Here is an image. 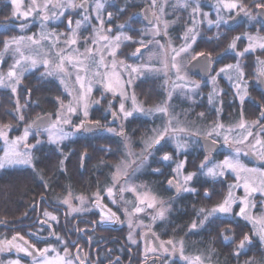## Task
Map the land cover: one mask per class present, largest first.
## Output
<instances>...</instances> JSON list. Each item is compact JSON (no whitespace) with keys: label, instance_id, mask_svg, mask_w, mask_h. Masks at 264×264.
<instances>
[{"label":"flooded vegetation","instance_id":"af4514ba","mask_svg":"<svg viewBox=\"0 0 264 264\" xmlns=\"http://www.w3.org/2000/svg\"><path fill=\"white\" fill-rule=\"evenodd\" d=\"M79 1L83 8L86 9L89 6V0ZM165 1L128 0V8L121 15L115 12L117 9H113L112 5H108V11L106 10L108 13L111 11L117 14L119 20L128 24L125 29L131 39L126 41L124 51L122 48L119 53L123 56L124 62L140 64L142 67L161 65L158 80L153 79L156 78L153 74L144 72L141 75H147L139 78L140 83L134 85V92L151 88L156 82L158 83L157 92L162 95L161 83L164 79L168 80L170 90L172 82L183 77L177 73L176 68H174L175 72L171 69L173 63L180 65L181 75L183 73L189 81L200 83L204 90L199 97V101L203 104L199 107L194 104L197 96L191 99L194 103L187 98L180 100L182 102L179 103V109L186 110L187 120H192L197 118V110L205 111L213 107L207 96L211 92L209 81L218 74L220 75L218 79L226 81L220 69L227 64L240 61L244 67L246 64L252 65V75H248L246 71L251 80L250 92H264V87L258 84L262 76L260 73L264 68L258 60L264 61V49L255 45L254 50H250L243 56L238 55L251 44V41L245 40L243 36L245 31L264 38V14L255 7L253 0L247 4L252 6L250 10L253 17L252 23L245 10L237 8L229 11L228 8L223 7V4L233 0H171L167 5ZM236 1L240 2L244 9L248 0ZM256 2H264V0H256ZM202 14H207L214 20V24L207 25V19L200 17ZM69 15L72 19L79 16L75 10ZM109 27L111 34L119 32L116 22ZM64 29L68 35L71 33L70 27L66 26ZM189 29H192L191 33H188ZM186 34L189 35L187 40H185ZM192 35H195V41L190 38ZM235 36L240 39L235 41L236 48L231 49L229 45ZM186 44H190L191 48L187 53L181 52V48ZM199 52L210 53V60L204 58L194 60L193 57ZM208 64H210V73L206 76L205 67ZM162 65L167 67L163 68ZM38 73H32L34 80L41 78L37 76ZM28 75L30 74L25 75L23 79ZM97 90L96 92H100ZM228 93L223 89L221 95ZM255 105L259 108V104ZM105 108V106L99 107L98 112L87 121L90 124L99 122L101 127L90 132H77L76 138L60 146L61 152L57 149V152L48 153L46 146H53L52 144L41 140L37 144V141L33 140L32 144H35V147L30 149V154L33 157L34 167L12 165L0 169V193L4 190L11 192L9 202L0 203V239L2 238V241L7 239L11 243L15 241L33 252V255L29 256L14 246L10 253L0 252V260H6L7 256L11 258V254L14 253L19 264H40L41 253L36 250L48 248V259L59 256L70 261V264H189L190 258L196 256L211 264H245L250 260L252 264H255L259 261L261 241L254 232V225L238 215L239 204H235L230 216L216 214L203 227L190 228L192 221L197 219V210L211 209L219 203L213 199L212 192L219 193L220 190L223 194L221 197L225 199L228 191L226 183L222 186L219 179L213 180L198 175L191 182L193 188L197 190L196 193H177L175 186L168 184L169 180H178L177 172L174 171L178 158L188 157L187 168L197 169L205 156L210 159L223 157L227 149L232 146L225 144L220 138L194 133L195 145L190 144V147L182 149L177 154V148L172 143L168 144L165 139L162 141V146H156L162 150L157 156H141L140 160L146 165L139 171L128 172L127 170V175H118L117 166L128 161L125 156H114L117 153L116 150L121 152L120 146L117 148L116 141L122 137L109 135L104 131L106 124L114 127L119 120L111 124L112 114L109 111L106 112ZM16 110L13 108V111ZM223 110L224 113L233 111L232 101L228 98L223 100ZM46 113L53 116V113L49 111H45L40 116ZM180 116L185 118L183 114ZM221 117L223 118V112ZM134 119L138 120L142 126L140 128L145 126L143 122L147 124V120L141 117ZM131 122L132 120L127 122L124 132L129 131ZM16 124L15 122L8 124L11 125V130L3 126L9 137L15 136ZM182 126L189 127V125ZM136 130L135 134L139 132V127ZM100 137L105 139L103 141L106 142L105 146L97 144ZM203 137L216 141L219 144L218 149L214 152H206L202 144ZM3 143V138L0 137V156L5 154ZM89 143H92L94 150L95 148L98 150L92 156L84 148V146L89 148ZM77 149L81 152V156H77ZM163 151L179 156H172L171 160L164 161L162 160L165 154ZM252 155L254 153L251 151L247 153L253 163L264 165V161L259 163L251 157ZM157 169L159 171H156ZM129 182L143 187L155 196L157 201L163 202L162 205L167 209L163 218L151 219L147 212L142 215V219L137 216L132 203L135 199L133 194L120 191L121 188L128 187ZM215 184H220L217 185L219 188L214 187ZM108 188L113 190L111 197L107 194ZM205 190L211 193V199L205 198ZM97 193H99L98 201ZM42 196L46 198L43 202ZM64 199L69 200L70 207L62 204ZM71 208L83 210L71 212ZM45 211L55 215L57 220L53 221L45 216ZM110 213L115 214L113 220H102V217H107ZM134 218L135 222H144L142 228L135 232L133 231ZM226 229L230 231H225ZM245 234L252 237L251 243L244 249L238 250L237 245ZM225 236L234 237V239L225 240ZM13 237L17 239L14 240ZM168 241H172V244H168ZM32 245L35 249L31 247ZM65 247L68 249L67 252L64 250ZM181 247L183 256L188 257L189 260L181 256ZM52 248H55V252L51 251ZM238 251L239 255L236 254Z\"/></svg>","mask_w":264,"mask_h":264},{"label":"rangeland","instance_id":"374dc122","mask_svg":"<svg viewBox=\"0 0 264 264\" xmlns=\"http://www.w3.org/2000/svg\"><path fill=\"white\" fill-rule=\"evenodd\" d=\"M11 4L10 0H8ZM79 0H37V2L41 5L44 3H48L49 7L47 9H43L39 12V14L34 13L31 17L28 18L26 22V26L21 29L20 23L21 21L17 20L12 16L13 6L11 4V18L7 21L0 22V29H14L12 37H25L22 44L19 45L20 51L17 52L16 45H10L8 50L4 49L0 52L3 53L0 56V62L5 60L7 57L12 58V63L10 69H12L13 65H15L17 60L21 59V53H23L24 57H28L27 60H22L21 64L16 68L17 75L19 78V83H11L7 79V72L1 73L5 78V84L0 85L1 88L8 89L12 91V87H17L20 84L23 95L25 96V101L23 105L20 104L19 99V91L15 92L12 96L13 106L8 105L7 107H2L0 110V129H3V126L8 125L10 123H17L15 125L14 137H9L7 134L8 143L6 144L4 139V152L6 148L11 146V142L16 140L18 137H22L24 133V129L26 127L31 126L32 122L41 114L42 111H33L28 112L27 109H31L30 106V94L32 91L31 88L39 89L41 88V83H45L47 86L51 85L56 87L57 95L54 102H49L45 106L47 111L52 112V120L47 127L39 129L31 128L30 134L25 141H21L17 145V150L23 152L24 145H35L32 144L33 140H41L46 143L52 144L54 148L60 151V146L69 142L70 140L76 138L78 136L77 132L73 133V128L80 124L81 121L91 120L92 116H94L99 110L98 108L106 107L104 110L109 111L110 114L116 112L119 117V122L116 126L111 127V125L106 124L107 128L115 129V133L106 132L109 135L119 136L116 133L121 131V125L123 126V130L128 121L132 120L129 124V131L125 132L124 138H120L118 140V146H120L121 152L116 150V154L114 156H125L128 162H123L122 164L128 165V172L131 170L139 171L143 166L146 165L144 162L141 164V156H157V154L162 151L155 147H148V144L151 142L152 138L157 134L153 130L162 131L165 127L169 129V133L166 136V140L168 144H171L177 148V145H183L182 148H177V154L186 147H190V144L195 145V135L196 134H204L210 137H216L223 140V137L227 135L229 137L230 143L235 140H240L244 135L247 134V131H252L254 135L248 138L244 144H231V148L227 149L226 154L223 157L216 158L211 157L212 163H219L224 160L225 157H235V149L236 147H240L242 151L239 156L236 157L239 159V162L245 168H255L264 172V165H258L253 163L249 156L246 153L249 151L253 152L252 145L255 144V139L259 138L264 140V132H261V129L264 128V123L259 120L260 111L264 110V92H250V84L251 80L248 75H252V65L246 64L245 67L242 66V62L239 63H231L227 65L236 66L240 65V70H242L243 75L240 76L233 67L222 74L225 75L226 81H222L219 78V74L216 75L209 81V86L211 88V92L207 94L209 97L210 104L216 108L214 110L211 108L203 111V109L197 110L196 116L197 118L192 120H187L188 112L186 110L179 109V103L182 102V99H194V96H197L195 99L196 106H200L203 102L199 101V97L204 90H202V85L198 82H192L187 79V76L182 73L180 70V65H177L179 68V72H177L180 76H183L181 79H178L172 82V87L169 90L170 84L168 80L164 79L162 84V95L157 92L158 83H154L151 88H144L143 91L134 92L133 87L136 86V83H140L139 78L146 76L147 74H143L144 72H149L148 74H153V79L158 80L159 73L161 72V65H152L149 67L148 65L140 66V64L135 63H125L123 56L119 55L121 49L125 48V43L128 39V31H126V23L122 22L118 19V15H121L128 8V0H89V6L85 8L83 7H67L66 5L71 2L76 5H81L82 3L78 2ZM171 0H166V5ZM240 3L236 0L230 1L228 3ZM250 0L245 3V12L248 14V18L250 23H252V6L247 5ZM29 3V0H25V4ZM100 3L103 7L97 9L96 5ZM122 3V4H120ZM64 5V6H57ZM108 5H112L113 9H117L118 12L116 15L113 12L108 11ZM237 9V8H236ZM234 9V10H236ZM78 12V18L72 19L69 15L72 11ZM107 10V11H106ZM232 9H229L231 11ZM111 14V16L109 15ZM44 16L50 17L48 20H43ZM88 19L85 20L84 18ZM202 19H207L206 24L212 25L214 24V20L211 19L207 14L200 16ZM197 18V17H196ZM71 20L72 24L69 26L68 21ZM76 21H80V27L76 28ZM205 21V20H204ZM209 21H212L209 24ZM113 22H116L117 28L119 32L117 34H111V25ZM198 24V23H197ZM121 25L123 27H121ZM70 27L71 33L68 35L64 27ZM60 28V30H59ZM72 29H75L73 33ZM245 40L251 41V45L253 48L259 46L262 41V37L254 36V33L245 31L243 33ZM27 37H33V39L39 41L38 44H33L31 41L27 39ZM107 37V39H104ZM119 37V40L117 38ZM251 37V39H250ZM236 36L232 41H234ZM70 39H75L77 43L75 45H71L66 43ZM236 41V40H235ZM118 45V46H117ZM125 45V46H124ZM256 45V46H255ZM124 46V47H123ZM86 49H91L90 52H87ZM63 56L65 59L64 71L61 72L57 65L60 62V57ZM253 56V55H251ZM35 60V66L32 65L31 61ZM71 60V63L68 61ZM44 61H48V65L45 66L43 64ZM77 61H83L82 64H78ZM251 63V61H249ZM226 65V66H227ZM163 68H166L167 65H162ZM224 66L223 68H225ZM41 68V70H38ZM151 68V69H150ZM246 68V70H245ZM135 69V70H134ZM171 69H175L171 65ZM244 69V70H243ZM38 70V71H37ZM177 70V69H176ZM248 75H247V73ZM33 72H39L37 76L41 78L34 80ZM27 74H32L30 78H27L24 82L22 81L23 77ZM79 75L82 77L85 88L82 90L80 88V83L77 82L76 76ZM151 75V76H153ZM168 79V78H167ZM112 85L114 91H108L107 85ZM135 85V86H134ZM91 86V92H87V88ZM42 89V88H41ZM97 91L100 92H96ZM227 90L229 93L226 95H221L222 90ZM30 90V92H28ZM247 92V95H245ZM83 96L81 100L80 97ZM225 96V98H224ZM244 96L243 101H241L240 97ZM133 98H135V104L138 107H143L145 109H154L158 106L167 107V113L160 112H152L149 114L134 112L132 117H128L126 120L123 118V115L119 112L120 104L123 103L126 111L133 110ZM232 101L233 111H228L224 113L223 109V100L227 99ZM260 99V100H259ZM99 101V103H96ZM11 103V101H9ZM87 104V117L84 116V105ZM259 104L258 110H256V105ZM20 108V111L17 112L16 108ZM61 105L64 107L62 108ZM76 107L77 111L75 113L68 112V106ZM5 106V105H2ZM16 111H13V108ZM12 108V109H11ZM256 108V109H255ZM10 109L11 111H8ZM26 111V112H25ZM209 111V112H208ZM223 112V118L221 114ZM61 117H65L70 119V125L60 124L59 127H62L64 132L73 133L69 135L67 138L61 140L59 143H54L53 141L56 139L55 133H50L45 131V129L49 128L50 125L57 121V114ZM205 113V114H204ZM183 114V118L180 116ZM19 115H23V121L19 120ZM226 117H225V116ZM195 116V115H194ZM143 118L147 120V124L143 122L145 126L142 127L137 119L134 118ZM185 119V120H184ZM171 121V123H169ZM19 122V123H18ZM244 123L246 125V130H241L238 128L240 123ZM191 127V129L185 128L182 125H186ZM217 125H222V129H217ZM139 127V132L135 134L136 128ZM145 127V129H144ZM11 130V127L9 128ZM144 129L143 131H141ZM173 129L175 131H173ZM141 131V132H140ZM193 131V133H192ZM102 132V133H104ZM211 133V135H209ZM219 133V135H217ZM189 134V135H186ZM121 137V136H120ZM105 140V139H104ZM102 137L98 139L97 144L101 146H105V143ZM224 141V140H223ZM170 142V143H169ZM259 148V146H257ZM164 149V148H163ZM115 151V149H113ZM77 156H81V152L77 149ZM101 153L103 151H100ZM166 153L165 151H163ZM140 156V158L138 157ZM171 156H179V155H171ZM3 157V156H0ZM186 156H182L178 158L177 164L175 168L177 169V165L182 163L184 167L179 170L177 173L178 180H183V177L188 173H196L200 176H203L208 179H219L220 184L222 186L226 183V187L228 189L225 196H228L229 191L232 193V210L235 204H239L238 213H240L241 208H245V214L249 217H252L255 220H259L261 217H264V193L255 192L250 196H247L245 189L243 187L245 181H247L250 186L256 188L264 187L262 181H264V176H261L259 172L251 173L241 171L239 173L240 179L237 180V173L231 172L230 170L225 171V175L223 177H210L207 175H203L199 171V167L197 169L187 168L189 166L187 162ZM205 159V158H204ZM204 161V160H203ZM122 164L118 165L121 166ZM201 164V163H200ZM199 164V165H200ZM117 166V168H118ZM193 166V165H192ZM208 167H212V164H209ZM188 169V170H187ZM205 172L207 169L204 170ZM224 181V182H223ZM239 184V187H229L230 185ZM217 184V185H220ZM215 184L214 187H217ZM128 186H136L134 183L129 182ZM188 187H192V184L188 185ZM139 194H143L144 192H148V190L143 189V187H139ZM213 199H215L216 203H221L224 199L221 197V192L219 193L212 192ZM133 194V198L137 194ZM223 195V194H222ZM247 196V198H246ZM134 201V200H133ZM132 201V202H133ZM218 203V204H219ZM217 205V204H216ZM214 205V206H216ZM253 205H255L253 207ZM213 206V207H214ZM134 208V207H133ZM161 208L166 209V206L162 204H158L156 208L149 209L145 208L144 212L137 213V216L142 219V215L144 213L148 214V217L151 219L156 216L157 212L160 211ZM231 214H229L230 216ZM134 216V214H133ZM243 219H245L243 217ZM246 220V219H245ZM250 224L252 220H246ZM144 222L138 221L135 222L133 231H138ZM254 225V224H253ZM255 234L262 227L259 223L254 225ZM257 235V234H256ZM260 240L259 236L257 235ZM0 248L4 249V253H10L13 251V247L17 244L15 241L9 244V241L5 239L2 241L0 239ZM261 241V240H260ZM261 256L259 261H256L255 264H264V242L261 241ZM21 246V245H20ZM22 247V246H21ZM10 256H7L6 260H0L1 264H9L10 261H17L16 254L12 253ZM194 257L190 258L192 260ZM189 260V261H190ZM19 261V260H18ZM200 264H211L205 262L201 258ZM246 264V262H245Z\"/></svg>","mask_w":264,"mask_h":264},{"label":"snow or ice","instance_id":"6c2138e0","mask_svg":"<svg viewBox=\"0 0 264 264\" xmlns=\"http://www.w3.org/2000/svg\"><path fill=\"white\" fill-rule=\"evenodd\" d=\"M12 6H13V11H12V16L14 18H16L17 20L21 21L20 23V27L21 29H23L26 26V22L28 20L29 17H31L34 13L39 14V12L43 9H47L49 7L48 3H44L43 5L39 4L37 2V0H29V3L25 4V0H10ZM253 3L255 4V7L262 13L264 14V2H259L257 3L256 0H253ZM57 6H64V5H57ZM67 7H83V5H76L73 4L71 2H69L67 5ZM97 9L103 7V5H101L100 3H97L96 5ZM223 7L228 8V9H236V8H241V10L243 11V6L240 3H236V2H232V3H225L223 4ZM111 16V14H109ZM43 20H48L50 19V17L48 16H44L42 18ZM85 20H87L88 18L85 17ZM80 21H76V28L78 29L80 27ZM212 21H209V24H211ZM69 26L72 24V21L69 20L68 21ZM121 27H123L121 25ZM73 33L75 32V29H72ZM192 29L188 30V33H191ZM192 39V41H195L196 37L195 35H192L190 37ZM25 37L20 36V37H12L10 39H6L3 41L4 45H5V51L8 50L10 45H16V51L19 52V45L22 44V42L24 41ZM27 39L29 41H31L33 44H38L39 41L33 39V37H27ZM104 39H107V37H104ZM125 39H131L130 37H125ZM189 39V35L186 34L185 35V40ZM240 37H236L235 40H239ZM251 39V37H250ZM264 39V38H262ZM117 40H119V37L117 38ZM235 40L229 45V48L231 49H235L236 48V43ZM66 43H69L71 45H75L77 43V41L75 39H70L69 41H66ZM118 46V45H117ZM191 48L190 44H186L185 47L181 48V52H185L187 53L188 49ZM259 48L264 49V43L259 44ZM250 50H254L253 46L250 44L248 48L244 49V52L238 53V55L243 56L245 53L249 52ZM87 52H90L91 49H86ZM137 52H139V49H137ZM3 53H0V56H2ZM177 55H179V53H177ZM198 58H204L205 60H210L211 58V54L210 53H205V52H199L196 54L195 57H193V59H198ZM29 59L28 57H24L23 53H21V59L17 60L15 65H13L12 69H10L7 72V79L9 81V84L11 85V83H19V78L17 75V71L16 68L21 64L22 60H27ZM174 59V58H173ZM69 63H71V60L68 61ZM32 65L35 66L36 61L32 60L31 61ZM78 64H82L83 61H77ZM258 63L261 64L262 66H264V61H259ZM43 64L45 66L48 65V61H44ZM64 65H65V59L63 58V56L60 57V62L57 65V68L63 72L64 71ZM173 68L177 69V72H179V68L177 67V65L175 63L172 64ZM233 67H235V69L237 70L238 74L240 76L243 75L242 70H240V65L237 64L236 66L233 65H227L225 68L220 69V72H226L230 69H233ZM135 70V69H134ZM260 75L264 76V68H262V71L260 73ZM76 80L77 82L80 83V88L83 90L85 88V85L83 83L82 77L77 75L76 76ZM5 84V78L3 75H0V85ZM91 86H89L87 88V92H91ZM107 90L108 91H114L112 88V85L109 83L107 85ZM12 92L15 93L16 92V87H12ZM245 95H247V92H245ZM80 99H83V96L80 97ZM241 101H243L244 96L240 97ZM96 103H99V101H96ZM133 110L132 111H126L124 104L121 103L120 104V108H119V112L123 115V118L126 120L128 117H132L134 112H140V113H145V114H149L152 112H160V113H167V107H156L154 109H145L143 107H138L135 104V98H133ZM61 107L63 108L64 106L61 105ZM85 111H84V116L87 117L88 112H87V104L84 105ZM68 112L69 113H75L77 111L76 107H72L71 105L68 106ZM20 111L19 105L17 107V112ZM113 117L115 118L117 116L116 112L112 113ZM262 118H264V112L261 113ZM19 120L23 121L24 117L23 115H19ZM49 119L48 116L45 117H38L37 121L38 122H34L35 126L37 128L40 127V124L45 123L47 120ZM64 124V125H70L71 121L68 118L65 117H61L59 115V113L57 114V121L52 123L50 125L49 128L45 129V131H48L50 133V138H51V133H55L56 135V139L53 141L54 143H59L61 140L67 138L69 135H72L75 132H80V131H91L94 129H99L101 126L99 125V122H96L94 124H89L86 123L85 121H81L79 125L75 126L73 128V133H67L64 132L62 127H59L58 125L60 124ZM169 123H171V121H169ZM11 125H5L4 128H10ZM32 126L26 127L24 129V133L22 137H18L16 140L11 142V146L9 148L5 149V154L3 157H0V169L6 167V166H12V165H30L33 166V157L30 154V149L34 148L35 145H24V151L20 152L17 150V145L21 142V141H25L27 140L30 131H31ZM217 129H222L223 126L222 125H217L216 126ZM238 128L241 130H246V125L242 122L238 125ZM107 132L110 133H115V129L112 128H107L106 129ZM155 131L157 134L154 136V138H152L151 142L148 144V147H155V146H162V141L165 140L166 136L169 133V129L167 127H165L162 131L159 130H153ZM173 131H175L173 129ZM261 132H264V128L261 129ZM117 135L120 136H124L125 132L123 130V126L121 125V131L119 133H116ZM211 135V133L209 134ZM217 135H219V133H217ZM254 135V133L252 131H247V134L243 136L242 139L240 140H235L232 141L230 143L229 141V137L227 135H225L223 137L224 143L225 144H229L231 146V144H244L246 141H248L249 137H252ZM0 137H2L5 141V143H8V138H7V134L4 131V129H0ZM40 141L37 140V144H39ZM257 146H259V148H257ZM183 145L178 144L177 148H182ZM253 149V153L254 155H256L260 160L264 161V140H261L259 138L255 139V144H253L252 146ZM242 151V149L240 147H236L235 149V157H225L223 161L219 162V163H212L211 159L208 156H205L204 161L201 162V164L199 165V171L201 174L203 175H207L210 177H223L225 175V171L230 170L231 172L237 173V180L240 179L239 177V173L241 171H245V172H251V173H256L259 172L261 176H264V172L260 171L259 169H255V168H245L240 162L239 159L236 158L239 156L240 152ZM247 154V153H246ZM86 155V154H85ZM172 156L169 153H165L162 157V160L164 161H168L171 160ZM144 161H141V164H143ZM61 164H63V161H61ZM209 164H212V167H208ZM184 167L183 162L177 165V169L174 170L177 173L179 172L180 169H182ZM127 168L128 165L126 164H122L121 166H118L117 168V174L118 175H127ZM207 169V171L205 172L204 170ZM156 171H159V169H157ZM196 173H188L187 175H185L183 177V180H169L168 184L170 186L174 185L176 188L177 193L180 192H192V193H196L197 190L195 188L192 187H188V185L190 184V182H192L194 180V177H196ZM114 179H116V177H114ZM262 184H264V181H262ZM231 187H239V184L237 183L236 185H230ZM245 192L247 194V196H250L251 194L255 193V192H262L264 193V187L262 188H256L253 186H250V184L245 181L244 185H243ZM107 194L109 197H111L113 195V190L112 188H108L106 189ZM121 192H130V193H134L137 194L135 196L133 203V207H134V212L136 213H140V212H144L145 208L148 209H154L157 207L158 204H162L163 202H159L157 201L156 197L151 195L148 192H144L143 194H139V189L138 186H128L126 188H121L120 189ZM97 195V201L99 200V193L96 194ZM204 196L207 199H211V193L208 190H205L204 192ZM246 196V198H247ZM45 197H41V201H45ZM81 201L83 202V198H81ZM232 202H233V198H232V193L231 191H229L228 196L225 197V199L217 204L216 206L212 207L211 209H207V208H200L199 210H197V219L193 220L190 228L191 229H197L198 227H203L209 220L210 218L214 217L216 214H224V215H229L232 213ZM63 205H67L70 207V203L68 199H64L62 201ZM255 205H253L254 207ZM82 208H71V212H80L82 211ZM167 211V209L161 208L160 211L157 212L156 216L153 217V219L155 220L156 218H163L165 215V212ZM45 216H48L51 220L55 221L57 220V217L55 215H51L48 212H44ZM242 217H244L246 220H252V223L255 225L257 223H259L262 227L257 231V235L259 236L260 240L262 242H264V217H261L259 220H255L252 217H249L245 214V208H241L240 213L238 214ZM115 218V214L114 213H110L107 217H102V220H113ZM46 223V221H45ZM225 231H230V229H226ZM51 234V233H50ZM131 239V237H129ZM13 239H17V237H13ZM20 239H23V237H20ZM225 240H232L234 239V237H224ZM251 239L252 237L248 234H245L244 237L239 241V244L237 245V249L238 250H242L245 248V246L247 244L251 243ZM11 243V242H9ZM27 243V242H25ZM133 243H135V241H133ZM168 244H172V241H168ZM15 247L21 251V252H25L27 253L29 256L33 255V252L29 251L28 248L26 247H21L20 245H15ZM33 249H35V246L32 245L31 246ZM4 249L0 248V251H3ZM65 252L68 251L67 247H65ZM39 251L41 253L40 256V264H70V261L66 260L63 257H55L53 259H48L47 258V254L49 252L48 248H44V249H39L36 250ZM52 252H55V248L51 249ZM181 256L183 257V259L185 260H189L188 257L183 256V248L181 247ZM237 255H239V251L236 253ZM200 260L201 258L199 256L194 257L192 260L189 261V264H200ZM9 264H19V261H10ZM246 264H252V261H247Z\"/></svg>","mask_w":264,"mask_h":264},{"label":"trees","instance_id":"16d2710c","mask_svg":"<svg viewBox=\"0 0 264 264\" xmlns=\"http://www.w3.org/2000/svg\"><path fill=\"white\" fill-rule=\"evenodd\" d=\"M11 4L9 3L8 0H0V22L7 21L8 19L11 18ZM14 29L9 30L8 28L5 29H0V52L4 49L5 45L3 43L4 40L8 39L10 36L13 35ZM12 63V58L7 57L5 60L0 62V74L1 73H6ZM32 74L28 75L26 78H24L22 81L24 82L27 78H30ZM41 88L36 89V88H31L33 92H31L30 98V106L32 107L31 109H27L26 111L31 112L34 110L36 111H42L43 113L47 111L45 109L46 104L49 102H54L57 95H55L57 88L51 85H46L45 83H41ZM19 91V99H20V104L23 105L25 101V96L23 95V91L21 88V85H18L17 87ZM13 93L11 90L4 89L0 87V110H2V107H7L8 105L13 106V101H12V96ZM260 100V99H259ZM11 101V103L9 102ZM5 105V106H2ZM257 108V109H256ZM256 110H258V107L256 106ZM25 111V112H26ZM104 143V142H103ZM87 144V142H86ZM116 144L118 145V140L116 141ZM90 147L88 148L87 146L85 148V151L92 156L93 153H97L98 150L95 148H92V143H89ZM48 147V153L49 152H57V149L54 148V146H46ZM104 153V152H102ZM11 197V192L10 190H4L0 193V203H7L9 202V198Z\"/></svg>","mask_w":264,"mask_h":264},{"label":"water","instance_id":"95a60500","mask_svg":"<svg viewBox=\"0 0 264 264\" xmlns=\"http://www.w3.org/2000/svg\"><path fill=\"white\" fill-rule=\"evenodd\" d=\"M84 7H86V5L84 4ZM205 75L207 76L209 73H210V64H208L206 67H205ZM258 84H259V86L260 87H264V78L261 76L260 77V79H259V81H258ZM262 112H264V110H261V113ZM261 113H260V121H263L264 120V118H262V116H261ZM45 116H48L49 117V119L45 122V123H42V124H40V127L39 128H37L36 126H35V124H34V122H38L37 121V118L32 122V124H31V126H32V128L33 129H41V128H44V127H47L49 124H50V122H51V120H52V116H51V114L50 113H46V114H44V115H42V116H39V117H45ZM118 120H119V118H118V116H116L115 118L113 117V115H112V118H111V124H115V123H117L118 122ZM90 124V123H89ZM92 131V130H91ZM85 132H90V131H85ZM122 138H124V136H121ZM202 144L204 145V149H205V151L206 152H208V153H210V152H214L216 149H218V146H219V144L216 142V141H214V140H212L211 138H208V137H203L202 138ZM255 161H257V162H259V163H263V161L262 160H260L257 156H254V155H252L251 156Z\"/></svg>","mask_w":264,"mask_h":264}]
</instances>
